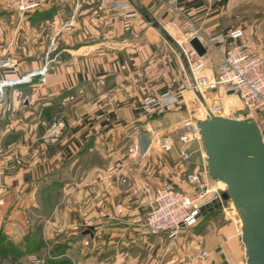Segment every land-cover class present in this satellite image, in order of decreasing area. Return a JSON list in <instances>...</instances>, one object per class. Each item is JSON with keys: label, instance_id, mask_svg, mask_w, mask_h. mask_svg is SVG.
I'll return each mask as SVG.
<instances>
[{"label": "crops", "instance_id": "obj_1", "mask_svg": "<svg viewBox=\"0 0 264 264\" xmlns=\"http://www.w3.org/2000/svg\"><path fill=\"white\" fill-rule=\"evenodd\" d=\"M117 1L129 4L134 15L117 17L100 0H52L22 19L6 12L0 0V53L17 65L1 71L0 79L42 70L46 50H54L45 82L35 77L31 84L8 87L0 101V264H23L12 254L37 224L38 217L24 222L16 212L22 196L28 192L27 204L39 213L40 192L59 178L63 191L54 213L67 231L60 234L63 260L247 264L241 228L227 208L174 240L145 234L141 226L159 188L169 184L190 193L188 177L208 169L202 141L191 144L190 160L180 157L184 123L208 119L206 106L221 103L218 116L253 120L264 137V112L248 115L237 95L219 89L198 98L181 51L190 20L214 38L242 29L236 45L264 56V0H180L178 13L164 0ZM49 13L54 19L47 30L42 21ZM229 42L207 45L203 73L209 78L217 76ZM168 92L182 94L178 108L162 114L143 109ZM56 110L66 129L53 143L45 136ZM167 142L174 148L163 154L160 146ZM202 176L210 196L224 193L209 174ZM45 240L56 242L51 236ZM202 250L209 260L198 259ZM102 255L108 259L101 261Z\"/></svg>", "mask_w": 264, "mask_h": 264}, {"label": "built area", "instance_id": "obj_2", "mask_svg": "<svg viewBox=\"0 0 264 264\" xmlns=\"http://www.w3.org/2000/svg\"><path fill=\"white\" fill-rule=\"evenodd\" d=\"M52 0H3V8L6 12L18 14L23 19L25 16L35 13ZM109 5V9L117 13L118 16L132 17L135 13L129 4L118 2L117 0H100ZM180 0H164L165 5L172 12H179L178 3ZM186 29L189 37L186 40L185 47L181 48L182 55L186 61L192 78V90L195 94L200 93L204 96L205 92H216L219 89L227 93L237 95L242 103L243 109L248 115L264 112V56L249 53L236 43L244 37L242 29L233 30L227 38L223 36L214 38L205 36L190 20L186 22ZM198 38L207 48V45H214L216 41L225 44L228 40V48L222 52V64L219 67L217 76L213 79L203 73V58L199 57L190 46V41ZM51 61L46 59L42 70L29 73L18 79L8 80L0 79V99L8 87H15L23 84H31L35 77H43L45 82L49 74ZM16 62L8 56V53H0V72L16 69ZM183 102L181 93H165L159 97L152 98L145 103L143 109L158 114L165 113L178 108ZM224 106L219 103L208 107L213 115L218 116L223 111ZM207 117L209 114L207 112ZM186 132L180 134V141L185 147L180 157L183 161L190 160L192 154L190 146L194 141H202L197 125L192 121L184 123ZM66 129L63 122L52 124L47 133L46 140L49 142H58L60 135ZM174 148V143L167 142L160 146L161 153H168ZM208 176V169L203 172ZM200 170H196L188 177V182L193 191L190 193L178 190L173 185L166 184L156 191L154 202L150 213L147 215L141 230L148 235H166L174 240L184 235L187 230L195 228L202 219L204 210L210 205L223 204L222 208H227L223 201V194L215 192L213 196L209 190L208 183L202 176ZM233 211L234 208H227ZM235 211V210H234ZM233 211V212H234ZM210 253L202 250L198 259L207 261L210 259ZM186 264H194L189 261Z\"/></svg>", "mask_w": 264, "mask_h": 264}, {"label": "water", "instance_id": "obj_3", "mask_svg": "<svg viewBox=\"0 0 264 264\" xmlns=\"http://www.w3.org/2000/svg\"><path fill=\"white\" fill-rule=\"evenodd\" d=\"M196 54L204 58L208 49L198 38L190 41ZM200 100L203 96L197 93ZM198 121L209 176L227 187L222 196L227 208H234L241 220V241L247 264H264V137L251 119L213 115ZM223 204L208 209L222 208Z\"/></svg>", "mask_w": 264, "mask_h": 264}, {"label": "rangeland", "instance_id": "obj_4", "mask_svg": "<svg viewBox=\"0 0 264 264\" xmlns=\"http://www.w3.org/2000/svg\"><path fill=\"white\" fill-rule=\"evenodd\" d=\"M51 19H54L52 13H49L47 16L43 17L42 26L47 27V30L49 27H51L47 23V21H50ZM46 52L47 53L45 60L48 59L49 61H51L50 68H52L54 50L49 48L46 50ZM41 78H42V82H44L43 77ZM6 89L4 92H6ZM59 114L60 113L56 110L54 114L50 116V118L53 117V119L49 127L55 122H62L59 120L60 119ZM62 134L60 136H62ZM220 186L225 190V192H227L226 186H223L221 183ZM62 191L63 190H62V184L60 183V178L56 179V181H54V183H51V185H49L47 188H43L42 192H40L42 203L40 206L41 209L39 213H35L34 210L27 204L28 200L26 199V196L29 193L27 192L24 194V197L22 196V202L24 203H22L21 207L18 208L16 211L17 213H20L21 211L20 216L19 215L18 216L24 222H28L29 220H31V218H33L32 220H36L37 217L38 220L36 221L37 224L35 228L31 229L29 233L30 236H27L24 243L22 244L24 245L21 246L22 249L21 250L16 249L15 253L12 254L15 257L14 258L15 262L23 261V264H76V262H72L67 259L63 260L61 256H59L60 255L59 243L61 237L60 234H62L61 232H63V234H67V231L66 230L62 231L61 228L62 224L59 217L60 215L59 214L56 215L54 212L56 209L55 208L56 205H59L61 202ZM39 199L40 198L38 197V201ZM233 216L235 217L239 227L241 228V224L239 223L235 211L233 212ZM47 221L53 222V225L47 227L45 225ZM1 232L2 231L0 230V233ZM31 236L35 237L36 239L32 241ZM46 236L53 237V240L55 238L57 243L54 241L46 242L45 240ZM106 258L108 259V255H102L100 259H102L101 261H104Z\"/></svg>", "mask_w": 264, "mask_h": 264}, {"label": "trees", "instance_id": "obj_5", "mask_svg": "<svg viewBox=\"0 0 264 264\" xmlns=\"http://www.w3.org/2000/svg\"><path fill=\"white\" fill-rule=\"evenodd\" d=\"M221 210V208L219 209H215V210H211V209H206L204 210L203 214H202V219L201 221H203L204 219H206L209 215L214 214L216 212H219Z\"/></svg>", "mask_w": 264, "mask_h": 264}]
</instances>
